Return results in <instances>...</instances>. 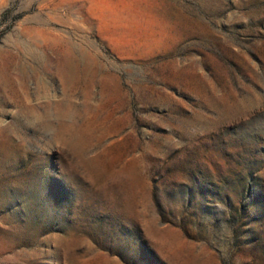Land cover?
<instances>
[{
  "label": "rangeland",
  "instance_id": "rangeland-1",
  "mask_svg": "<svg viewBox=\"0 0 264 264\" xmlns=\"http://www.w3.org/2000/svg\"><path fill=\"white\" fill-rule=\"evenodd\" d=\"M0 264H264V0H0Z\"/></svg>",
  "mask_w": 264,
  "mask_h": 264
}]
</instances>
